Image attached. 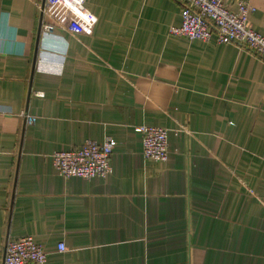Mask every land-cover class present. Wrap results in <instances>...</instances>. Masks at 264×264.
<instances>
[{
  "label": "crops",
  "instance_id": "obj_1",
  "mask_svg": "<svg viewBox=\"0 0 264 264\" xmlns=\"http://www.w3.org/2000/svg\"><path fill=\"white\" fill-rule=\"evenodd\" d=\"M247 1L264 35V0ZM181 11L0 0V264L23 236L47 264H264V59L171 34ZM43 24L67 43L59 74L37 68ZM141 124L169 129L166 162L144 157ZM107 137L106 178L55 169V152Z\"/></svg>",
  "mask_w": 264,
  "mask_h": 264
},
{
  "label": "built area",
  "instance_id": "obj_2",
  "mask_svg": "<svg viewBox=\"0 0 264 264\" xmlns=\"http://www.w3.org/2000/svg\"><path fill=\"white\" fill-rule=\"evenodd\" d=\"M182 4V22L171 26L170 33L188 40L204 42L234 43L250 50L264 59V35L251 24L255 6L247 0L237 2L233 10L226 0H177ZM67 43L55 33L53 24L42 25V42L37 57V68L50 73H61L62 63L58 59ZM26 121L34 123L35 118L27 115ZM136 131L142 135V152L146 159L166 162L169 158V129L159 125L141 124ZM116 141L107 137L103 142L87 140L80 148L60 150L54 153L55 169L65 178H106L113 170L111 157ZM64 243L59 244L61 252L66 251ZM48 253L33 236L8 240L2 264H47Z\"/></svg>",
  "mask_w": 264,
  "mask_h": 264
}]
</instances>
